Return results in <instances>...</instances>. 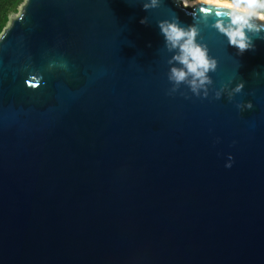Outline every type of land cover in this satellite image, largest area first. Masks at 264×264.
<instances>
[{
    "label": "water",
    "instance_id": "obj_1",
    "mask_svg": "<svg viewBox=\"0 0 264 264\" xmlns=\"http://www.w3.org/2000/svg\"><path fill=\"white\" fill-rule=\"evenodd\" d=\"M215 10L25 0L11 16L0 35V264H264V40L238 55L211 27ZM166 15L208 17L215 86L245 81L232 100L168 94L156 23ZM244 100L253 107L241 112Z\"/></svg>",
    "mask_w": 264,
    "mask_h": 264
},
{
    "label": "clouds",
    "instance_id": "obj_2",
    "mask_svg": "<svg viewBox=\"0 0 264 264\" xmlns=\"http://www.w3.org/2000/svg\"><path fill=\"white\" fill-rule=\"evenodd\" d=\"M144 10L159 9L163 0H139ZM190 0H176V3L188 7ZM194 2V0H193ZM215 7L211 27L221 34L229 46L236 49L238 55L245 50L256 47L254 38L264 40V0H205ZM203 12H208L205 8ZM195 18V17H194ZM199 22L182 23L176 15L163 16L156 23L163 37L162 49L168 54L166 63L167 79L170 82L168 94H175L182 86L192 95L207 98L212 93L213 98L226 96L232 100L245 87L243 79L229 78L215 86L210 73L218 67V58L212 54L208 42L202 35L201 23H207L208 17L201 16ZM148 24L149 18L143 16L139 21ZM149 47L151 46L149 42ZM62 67H67L63 64ZM181 95L187 94L180 92ZM236 107L243 112L252 109V100L238 101ZM234 162L231 152L227 153L224 162L230 168Z\"/></svg>",
    "mask_w": 264,
    "mask_h": 264
},
{
    "label": "trees",
    "instance_id": "obj_3",
    "mask_svg": "<svg viewBox=\"0 0 264 264\" xmlns=\"http://www.w3.org/2000/svg\"><path fill=\"white\" fill-rule=\"evenodd\" d=\"M25 0H0V35Z\"/></svg>",
    "mask_w": 264,
    "mask_h": 264
},
{
    "label": "bare ground",
    "instance_id": "obj_4",
    "mask_svg": "<svg viewBox=\"0 0 264 264\" xmlns=\"http://www.w3.org/2000/svg\"><path fill=\"white\" fill-rule=\"evenodd\" d=\"M198 1H202V0H194V2H193V0H190L189 4H193V3H196Z\"/></svg>",
    "mask_w": 264,
    "mask_h": 264
}]
</instances>
